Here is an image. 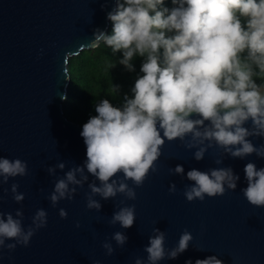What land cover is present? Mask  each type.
I'll return each instance as SVG.
<instances>
[{
    "label": "clouds",
    "instance_id": "1",
    "mask_svg": "<svg viewBox=\"0 0 264 264\" xmlns=\"http://www.w3.org/2000/svg\"><path fill=\"white\" fill-rule=\"evenodd\" d=\"M163 3L117 0L115 11L107 14L113 23L112 34L94 31L91 48L103 44L113 52L122 51L120 63L129 71L134 70L133 58L143 57V75L135 80L131 98L125 95L120 106L108 99L95 105L96 115L82 125L80 132L86 159L55 180L47 197L53 207L61 200H71L89 176L95 179L87 184V209L100 211L102 205L95 197L106 201L120 194L125 200H135V187H141L150 172H158L156 161L165 140L178 139L185 149H195L196 161L213 146L232 158L244 159L252 154L264 158V144L255 146L248 139L264 138V84L254 79L264 74V0H172L173 8L158 10ZM241 17L246 25H242ZM249 122L250 127H245ZM214 162L221 164L222 159ZM64 168L65 163L60 162L46 171L55 176L57 169ZM169 172L184 175V168L176 165ZM243 172L247 182L241 189L243 196L250 205L264 207V167L258 169L249 162ZM26 175L27 162L0 157V184ZM186 179L193 183L185 186L183 195L192 202L235 190L240 177L231 167H223L207 172L191 169ZM128 181L134 187H129ZM18 187L13 183L10 191L19 204L24 194L17 191ZM175 191L176 185L171 184L169 192ZM59 216L65 219L66 211L60 209ZM23 219L22 209H17L15 215L0 212V249L11 252L17 245L27 247L36 231L47 225L44 209L35 212L27 228ZM135 219L133 204L119 207L108 223L128 229ZM152 233L143 249L146 262L137 257L134 264L174 260L193 240L192 234L184 230L177 245L166 249L165 232L153 228ZM111 239L120 247L127 242L121 231L113 233ZM101 246L105 255L113 254L110 242L106 240ZM195 264L222 261L210 255L197 259Z\"/></svg>",
    "mask_w": 264,
    "mask_h": 264
},
{
    "label": "water",
    "instance_id": "2",
    "mask_svg": "<svg viewBox=\"0 0 264 264\" xmlns=\"http://www.w3.org/2000/svg\"><path fill=\"white\" fill-rule=\"evenodd\" d=\"M114 6L115 0H0V157L18 158L28 168L25 177L0 184V212L15 215L22 209L25 228L38 209L47 213L46 227L36 231L27 247L17 245L11 252L0 249V264H134L137 257L146 262L143 249L153 228L165 232L166 249L177 245L184 230L193 236L184 253L158 264H185L187 260L195 264L210 255L222 264H264V207L250 205L241 192L247 186L245 165L252 162L258 169L264 167V158L255 154L232 158L213 146L196 161L195 149H185L178 139L165 140L156 161L158 172H150L144 184L135 187V200H125L120 194L106 201L95 197L102 205L100 211L87 209V184L95 179L91 176L83 187H77L71 200H61L53 207L47 199L55 180L86 159L80 135L85 123L61 110L68 79L66 58L91 48L96 29L106 32L107 14ZM248 139L255 146L264 144L261 137ZM216 159L222 163L216 164ZM60 162L65 168L50 176L47 167ZM176 165L183 166L184 175L169 172ZM223 167H231L240 177L235 190L205 196L203 201L185 199V186L193 183L186 179L189 170ZM13 183L24 194L19 204L12 199ZM127 183L134 187L131 181ZM171 184L176 185L174 193L169 192ZM133 204L136 219L132 227L122 229L108 223L119 207ZM60 209L66 211L65 219L60 218ZM117 231L127 236L122 247L111 239ZM106 240L114 249L111 256L101 246Z\"/></svg>",
    "mask_w": 264,
    "mask_h": 264
},
{
    "label": "trees",
    "instance_id": "3",
    "mask_svg": "<svg viewBox=\"0 0 264 264\" xmlns=\"http://www.w3.org/2000/svg\"><path fill=\"white\" fill-rule=\"evenodd\" d=\"M174 6L172 0H164L158 10L171 9ZM116 7L117 0L112 12ZM240 19L242 25H246V19ZM112 32L113 23L108 20L105 33L111 35ZM122 58V51L113 52L103 44L95 48H82L67 56L65 65L68 79L64 92L66 99L60 100L63 114L79 123H86L91 116L96 115L95 105L101 100L108 99L114 106H120L125 95L131 98L135 80L143 75L140 67L144 58H133V71L120 63ZM254 79L257 84H263L264 74L257 75Z\"/></svg>",
    "mask_w": 264,
    "mask_h": 264
}]
</instances>
